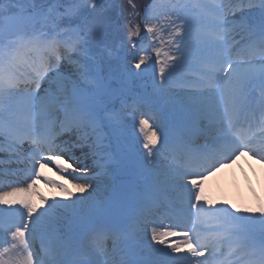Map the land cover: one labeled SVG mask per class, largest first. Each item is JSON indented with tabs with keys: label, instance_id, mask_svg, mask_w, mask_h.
<instances>
[{
	"label": "snow or ice",
	"instance_id": "snow-or-ice-1",
	"mask_svg": "<svg viewBox=\"0 0 264 264\" xmlns=\"http://www.w3.org/2000/svg\"><path fill=\"white\" fill-rule=\"evenodd\" d=\"M126 3L0 0V151L27 184L0 195V264H264V207L202 187L245 152L264 161V0H153L143 35ZM149 70L151 94L129 87ZM113 166L143 177L138 221L169 220L147 244L105 219ZM41 181L63 199L25 198Z\"/></svg>",
	"mask_w": 264,
	"mask_h": 264
},
{
	"label": "bare ground",
	"instance_id": "bare-ground-1",
	"mask_svg": "<svg viewBox=\"0 0 264 264\" xmlns=\"http://www.w3.org/2000/svg\"><path fill=\"white\" fill-rule=\"evenodd\" d=\"M0 153H2V151H0ZM251 163L254 164V168H255V174H257V184L259 183V185H261L260 187L264 188V161L260 160L258 157H253L251 154H249L248 152H245L243 155H240L236 158H234L233 160H231L230 163H226L223 167H217V170L215 171V173L211 176H208L204 182H203V189H204V196H211L213 193H215L214 191H219V190H223V194L227 197H229L232 201L235 200V198L237 197L238 194H236L233 190V183L231 181H229L230 177L229 174H227L228 171H231L234 176L236 177V183L237 186L240 187L241 189V194H246V191L244 190V185L242 180H241V174L244 173L247 177H249L251 179L252 185L255 184L256 186V182L253 181V179L251 178L252 174L251 171L249 170L248 165H250ZM114 166L110 172V174L107 177H104L101 180H98L97 183L99 184L100 188H99V193L98 196L101 200L104 201L105 203V207H106V212H112L114 209V203H112V197H114L111 194L112 188L114 186V183L112 181V175L114 172ZM199 172L204 171L203 168H198ZM45 175H47L48 177L57 180V182H61V183H65L67 184V187L72 191L75 192L76 189L73 187L72 184L67 183L66 180L62 181L60 179V177L55 173V171H47L45 170ZM141 178L140 184L138 186V192L142 189L143 187V177L138 174ZM233 176V175H232ZM192 177H188L187 179H191ZM21 179V178H18ZM187 179L185 180V182H187ZM233 179V178H232ZM31 181L28 180L27 183H30ZM17 184V183H16ZM9 185V186H5L3 188H5V190H3V192L0 194L2 195L5 192H10L12 188L14 187H20L18 185ZM27 184L25 183V185L23 187H26ZM254 186V188H255ZM109 189V192H108ZM59 190H54L53 188H51L48 185H45L42 181L37 183L36 186L31 190L30 193L26 194L25 198L30 199L32 202L36 203V204H40V200L39 197L43 196L45 198H47L49 201H51L53 199V197H55L56 199H63L62 197L56 196V193ZM241 197H243L242 195H240ZM9 199H15V197H8ZM136 196H134L133 200L134 202H132L130 204V206L135 207V203H136ZM41 207H43V205H41ZM108 210V211H107ZM126 216H128L129 219H133V215L134 213L132 212V210L126 211L125 212ZM145 232H147V237H150L151 235V230H145L144 232H141L140 234V239L141 240H145L147 237H145ZM108 241L101 237L96 235L95 237V243L99 244L102 247L105 248H109V246H106V243ZM183 241L180 240V243H182ZM112 247V246H111Z\"/></svg>",
	"mask_w": 264,
	"mask_h": 264
},
{
	"label": "rangeland",
	"instance_id": "rangeland-1",
	"mask_svg": "<svg viewBox=\"0 0 264 264\" xmlns=\"http://www.w3.org/2000/svg\"><path fill=\"white\" fill-rule=\"evenodd\" d=\"M122 3H125V6H127L126 0H121ZM157 3L159 4H167L169 2V0H156ZM194 2V0H193ZM203 2H208L211 3L213 2V0H203ZM134 3L136 5V10L139 13V16L135 17L132 19V25L133 27H135L136 25H140L141 27V33L142 35L143 33V16L145 15V11L149 8V6L153 3V0H134ZM124 34L125 37H127V27L124 28ZM165 39H167L165 37ZM141 55H144L143 52L140 53ZM129 87L134 88L138 93H143L145 95H149L152 93L153 91V87H152V79H151V70H149L148 73H146L142 78L136 79L134 81H131L129 83ZM170 87L173 88L174 91L179 92L180 88L178 85L173 84ZM175 102L177 104V106H179V104L181 103V100L179 97H175ZM129 133H131V128H129ZM137 135H140L139 132L137 131ZM198 143H200L198 141ZM205 142L203 141V144ZM202 145V143H200ZM142 150V149H141ZM249 170L251 171V178L253 179L254 182H256V186L255 184L252 185L251 179L249 177H247L244 173L241 174V180L243 182L244 185V190L246 191V194H241V189L239 186H237L236 183V177L234 176V174L231 171H228L227 174H229V181H231L233 183V188H234V192L237 195V197L235 198L234 201H232L229 197L225 196L223 194V190H219V191H214L215 193H213L211 196H207L205 197L206 199H210L212 201H214L217 205L221 204L223 201H227L230 205H232V208H240V209H245V208H251V209H259L260 207H264V188L260 187L261 185H259V183L257 184V174H255V168H254V164L251 163L250 165H248ZM115 169V173L118 170L116 167ZM137 173H135L136 179L139 182V178L136 175ZM233 175V176H232ZM233 178V179H232ZM255 186V188H254ZM12 190V189H11ZM109 192V189H108ZM240 195H242L243 197H241ZM132 202H134V200H132L131 197H128L126 199H124V201H120L119 199H115L114 202L112 201V203H114L115 205L117 204L119 205H125L124 207H128ZM118 206L115 207V211L112 214H109V212H106V216L105 219L106 220H119L121 223L123 222V219H121V216L118 218L119 214L117 213L118 211ZM205 207L207 208L208 205L205 203ZM108 211V210H107ZM255 214H259L258 212ZM168 224V223H167ZM166 226V224L164 225ZM130 239V238H129ZM131 240L133 242H135V239H133L131 237ZM149 239H147L148 241ZM176 242L180 243V239H177Z\"/></svg>",
	"mask_w": 264,
	"mask_h": 264
},
{
	"label": "water",
	"instance_id": "water-1",
	"mask_svg": "<svg viewBox=\"0 0 264 264\" xmlns=\"http://www.w3.org/2000/svg\"><path fill=\"white\" fill-rule=\"evenodd\" d=\"M117 180L119 193H129L134 187L133 172L128 173L120 170Z\"/></svg>",
	"mask_w": 264,
	"mask_h": 264
}]
</instances>
